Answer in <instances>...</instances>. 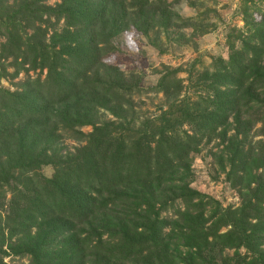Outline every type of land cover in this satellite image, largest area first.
Wrapping results in <instances>:
<instances>
[{"label":"trees","instance_id":"1","mask_svg":"<svg viewBox=\"0 0 264 264\" xmlns=\"http://www.w3.org/2000/svg\"><path fill=\"white\" fill-rule=\"evenodd\" d=\"M46 1L0 13L9 25L30 12L54 28L51 45L37 29L26 54L45 79L14 93L0 87V264L11 255L34 264H264V141L253 134L264 126V11L233 32L227 59L193 66L194 96L183 95L178 70L167 73L152 89L165 107L140 121L141 79L108 63L114 42L135 30L159 47L163 37L189 46L206 21L183 18L168 0ZM17 33L13 52L27 43ZM67 136L79 145L69 149ZM214 140L239 188L235 209L191 187L194 156Z\"/></svg>","mask_w":264,"mask_h":264},{"label":"rangeland","instance_id":"2","mask_svg":"<svg viewBox=\"0 0 264 264\" xmlns=\"http://www.w3.org/2000/svg\"><path fill=\"white\" fill-rule=\"evenodd\" d=\"M173 9H175L183 18L199 17L200 21H206L207 28L195 33L193 42L189 46L172 44L164 37L161 41V47L155 36L150 34L148 37L132 30L125 33L123 37L114 42L116 52L112 53L107 61L110 65L116 66L127 75H136L141 79V87L144 94L135 96L136 108L140 114V121L146 118H154L159 115L162 107H165V95L152 91L169 72L178 70L177 78L183 81V95L189 93L194 96V89L190 85V75L193 66L195 72L203 71L212 64V59L217 57L228 58L229 43L233 32L243 33L248 17H254L260 20L264 11V0H168ZM34 3L35 1H27ZM61 0H47L45 4L54 7ZM22 0H0V13L16 11ZM9 9V11H8ZM34 8L30 6L32 11ZM28 21L18 16L12 20L13 25H9L6 17L0 14V87L10 92L23 90V86L28 79L44 80L47 75V69L43 70L32 64L33 54L30 58L28 46L36 45L34 37L37 36V29L46 30V43L51 45V37L54 34V28L49 25L40 24L33 19V15L28 12ZM203 16V17H201ZM47 17L44 18L46 20ZM54 20L51 19L53 24ZM63 22L57 26V30L63 27ZM18 35L27 40L26 44L20 43L18 46L20 52L9 50L10 31L17 28ZM54 25V24H53ZM62 28L59 29L61 31ZM192 28L186 31L193 33ZM204 31V32H203ZM190 37V35H187ZM29 59V60H26ZM29 61V62H28ZM197 73H193V75ZM193 77V76H192ZM195 77V76H194ZM192 88V89H191ZM195 98V97H194ZM138 114V115H139ZM111 115L105 117L111 119ZM85 133L92 131V127H85ZM256 134L254 141H264V126L259 124L253 131ZM65 144L69 149L79 145L71 137L65 138ZM200 151L195 154L192 165L194 181L192 189L206 194L222 204L224 208H238L241 206V198L238 186H235L234 179L231 176V168L228 164L221 168L218 156L222 146L220 140H214L210 143H203ZM49 176L52 170L44 169ZM237 187V188H236ZM6 189H4L5 191ZM10 199L9 193L4 194ZM264 207V205H263ZM173 212L167 213L169 216ZM223 229L222 232H226ZM235 250H227L225 255L233 256ZM239 253L246 254V249H240ZM5 262L8 264H34L29 256L24 258L7 257Z\"/></svg>","mask_w":264,"mask_h":264}]
</instances>
